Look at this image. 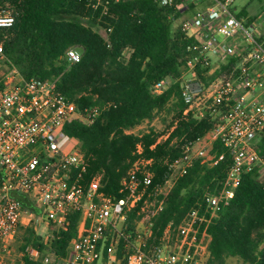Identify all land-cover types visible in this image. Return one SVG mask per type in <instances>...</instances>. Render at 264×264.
<instances>
[{
	"label": "built area",
	"instance_id": "obj_1",
	"mask_svg": "<svg viewBox=\"0 0 264 264\" xmlns=\"http://www.w3.org/2000/svg\"><path fill=\"white\" fill-rule=\"evenodd\" d=\"M155 1L170 9L172 27L192 40L176 82L184 115L197 120L214 116L208 142L202 138L185 146L169 164L165 181L154 186L150 161L138 158L120 181L121 196L107 195L99 176L84 177L86 158L78 141L64 130L72 120L92 122L100 109L79 111L57 92L58 78H26L0 52V67L6 66L0 75V251L16 240L20 229L31 227L45 241L65 230L70 216L77 214L64 256L53 259L48 245H28L22 254L40 264H206L207 225L228 206L241 174L257 168L264 181V152L257 148L264 135V15L241 13L245 9L237 8L235 0ZM13 22L9 11L0 10V29ZM80 59L75 48L65 53L68 64ZM230 61L233 66L225 80L203 82L197 76V64L200 71L210 67L201 73L206 78ZM171 82L157 81L152 93L161 94ZM138 127L125 133L136 135ZM216 140L231 156L220 188L205 192L203 208L191 209L175 227L167 225L152 243L151 220L177 179L195 160L212 166L222 159L211 154ZM136 152L140 154V145ZM144 196L137 213L142 217L130 228L128 213ZM39 226L43 235L37 232Z\"/></svg>",
	"mask_w": 264,
	"mask_h": 264
},
{
	"label": "trees",
	"instance_id": "obj_2",
	"mask_svg": "<svg viewBox=\"0 0 264 264\" xmlns=\"http://www.w3.org/2000/svg\"><path fill=\"white\" fill-rule=\"evenodd\" d=\"M3 9L14 17L11 27L0 29V52L8 62L26 78H58L57 92L73 101L79 111L100 109L92 122L72 120L64 130L78 141L86 158L84 177L99 176L105 194L121 196L120 181L138 158L150 161L152 186L162 184L170 173L169 164L181 156L185 146L212 131V114L200 120L183 114L176 79L188 60L192 40L172 27L167 7L155 0H0ZM70 48L81 54L75 64L65 60ZM199 66L196 72L201 81L225 80L233 61L206 78L201 73L210 67L200 71ZM166 78L172 81L169 86L153 94V85ZM162 112L172 115L165 132L125 133ZM257 148L264 152V135ZM211 154L222 155V159L212 166L195 160L165 197L162 210L151 220L152 243L167 225L175 227L191 209L203 208L205 192L220 188L231 156L218 140ZM144 199L128 213L130 228L142 217L137 213ZM78 217L70 216L69 226L45 241L31 227L20 229L15 241H21V256L12 264H40L22 254L28 245L35 249L48 245L53 259L64 256ZM206 231L210 236L206 264H226L230 258L242 264H264V181L257 168L241 174L233 198Z\"/></svg>",
	"mask_w": 264,
	"mask_h": 264
},
{
	"label": "rangeland",
	"instance_id": "obj_3",
	"mask_svg": "<svg viewBox=\"0 0 264 264\" xmlns=\"http://www.w3.org/2000/svg\"><path fill=\"white\" fill-rule=\"evenodd\" d=\"M237 8L245 9V12L248 15H264V0H235L234 3ZM101 35H104L103 31H98ZM6 70V66L0 67V75H2ZM172 119L171 114L162 112L160 115L156 116L150 122H143L135 131L136 134L145 133L150 129H154L159 133L165 132L168 124ZM211 136L207 134L203 140L208 142V138ZM264 178V176H262ZM151 207L145 208V212H149ZM39 235H43V227L39 226L37 229ZM21 244V241H14L9 247L5 250L0 251V264H12L14 261L18 260L21 256V253L18 251V247ZM226 264H242L238 259L230 258L227 260Z\"/></svg>",
	"mask_w": 264,
	"mask_h": 264
}]
</instances>
